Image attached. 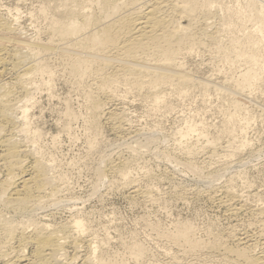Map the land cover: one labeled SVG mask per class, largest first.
Instances as JSON below:
<instances>
[{
    "label": "rangeland",
    "instance_id": "1",
    "mask_svg": "<svg viewBox=\"0 0 264 264\" xmlns=\"http://www.w3.org/2000/svg\"><path fill=\"white\" fill-rule=\"evenodd\" d=\"M58 3L59 0H0V18L11 23L17 33L20 31L17 35L27 39L32 49L48 53L51 19H41L39 11L48 8L52 18L58 12ZM241 3L242 0H216L212 8L216 17L208 21L213 24L210 29L228 21L220 7ZM255 28V23L254 26L248 24L243 31L248 34ZM223 32L220 36L226 39L229 34ZM260 45L259 53L264 57V43ZM213 48L214 45H207L191 52L183 51L176 71L177 77L187 81L177 87L162 86L165 101L157 107L146 96L147 92L122 85L116 92L117 98L107 103L106 108L121 114L120 123L102 119L97 134L91 128L90 110L84 97L89 78L77 83L57 53L47 54L49 72L38 81L34 79L35 84H27L32 97L18 84L16 74L8 67V76L5 74L3 80L9 81V86H16L10 88H15L12 93L16 91L12 103L19 102L14 104H17L14 107L17 115L21 112L18 108L29 100L27 116L31 127L27 135L18 131L12 135L37 151L39 155L35 156H41L49 165V176L59 186L32 216L7 211L1 204L3 213H0L8 219L12 215L9 220L14 218V222H24L27 232L33 231L25 221L31 217L53 227L75 218L82 219L89 228L83 238L92 242L97 238L98 255L121 264H221L225 254L208 249L214 239L221 237L223 244L231 247L233 241L229 235L235 232L240 238L248 236L254 242L264 227V217L258 216V209L264 207V81L238 85L235 80L246 71V66L229 67L216 57ZM239 95L245 104L242 101L236 110L231 100ZM242 124L246 127L244 132L239 127ZM188 127L194 131L182 138ZM229 127L235 130L229 133ZM36 133L38 139L33 143ZM201 133L207 139L197 137ZM242 140L247 147L233 153L230 144ZM188 149L194 152L191 158H188ZM31 158H27L28 164L35 160ZM117 161L132 164L130 169L126 166L131 173L129 181L109 172L111 165H118ZM110 162L113 163L110 165ZM2 169L0 167V181L5 177ZM134 188L139 195L132 196ZM140 191L147 196L140 195ZM145 191L153 195L149 197H154L151 200L155 202ZM230 191L235 194V205L244 207L240 208L241 213H229L215 198H224ZM212 200H216L215 203ZM182 225L193 228L194 240L202 244L199 249L191 250L173 240L177 227ZM80 246L79 252L71 248L66 252L69 258L78 257L76 264H81L90 253L85 243ZM135 247L143 250L138 262L131 256ZM30 251L26 253L28 257L32 254Z\"/></svg>",
    "mask_w": 264,
    "mask_h": 264
},
{
    "label": "bare ground",
    "instance_id": "2",
    "mask_svg": "<svg viewBox=\"0 0 264 264\" xmlns=\"http://www.w3.org/2000/svg\"><path fill=\"white\" fill-rule=\"evenodd\" d=\"M76 2L81 4L78 5ZM215 3L216 0H59L56 8L58 12L52 18L48 8L40 9L41 19H51L48 28L51 39L46 49L62 58L64 68L77 83L89 78V85L84 88V97L89 106V121L95 134L100 131L102 119L106 118L109 122L121 121L119 112L109 111L106 108L107 103L117 98L116 92L122 85H128L137 92H147L146 96L157 107L165 101L162 86L169 84L177 87L187 81L180 76L177 77L176 71L177 60L185 50L191 52L195 48L214 45L212 51L216 49L218 55L216 57H220L229 67L246 66V71L235 80L238 85L246 86L251 82L264 81V57L259 53L260 44L264 43V0H242L241 4L233 7H220L227 16L225 21H228L211 30L213 24L208 21L216 15L212 11ZM3 20L0 18V167L4 169L5 177L0 181V204L3 206L0 209L5 208L7 211L12 210L19 215L28 216L42 208L44 200L52 195L51 192L57 191L54 189L58 184L56 185L57 182L53 181L55 179L52 180L49 176V165L42 161L41 156L36 157L39 155L37 151H33L32 147L29 148L27 143L15 139L16 131L27 135L31 128L27 116L29 100L18 108L21 112L17 115L15 106L19 102L17 103V100L16 105L12 103L16 92L12 93L15 88L11 90L13 80L10 83L12 86H9V81L5 82L3 78L10 67V71L18 78V84L22 85L24 91L31 96L32 90L27 84L34 83V79L38 81L39 77L49 72L46 61L49 52L32 49L27 39L17 35L20 31L17 33L11 23ZM251 21L255 23L256 28L245 34L243 30L248 24L254 26ZM223 31L229 34L226 39L220 36ZM241 32L242 35H238ZM242 101L245 104L240 95L236 96L231 100V106L239 110ZM117 124L115 123L116 127ZM239 127L241 132H244L245 124ZM234 130L233 127L227 129L229 133ZM193 131V128H189L181 137L189 136ZM197 137L207 139L203 133ZM37 139L36 133L34 139L32 138L33 143H36ZM179 144L182 145L181 140ZM245 147L247 143L243 140L231 143L229 146L233 153L244 150ZM186 151L188 158L194 155L192 149ZM31 157H35V160H32V164L29 161L28 164L27 158ZM120 162L117 161L118 165H111L113 162H110L111 168L107 169L110 173L120 174L129 181L128 177L131 173H128L126 167L128 165L123 164L124 161L122 164ZM141 193L140 191V195H144ZM148 193L145 191V194ZM230 193L223 195L224 198L217 196L215 198L221 206L227 208L229 213L238 214L244 207L238 208L240 205L237 206L234 202L235 194ZM134 195H139L137 188L132 191V196ZM258 210L259 215H257L263 218L264 207ZM0 212L3 213L1 210ZM1 213L0 253H3L5 258L0 254L2 259L4 258L3 262L1 257L0 260L3 264H20L23 261L32 264H76L78 257L74 255L69 258L66 252L69 248L79 252L80 245L84 243L90 253L88 252L87 257L82 259L81 264H121L117 260L105 259L98 255L99 246L95 242L96 237L93 242L83 238L89 228L82 219L75 218L65 225L53 227L54 225L38 223L31 217L25 221L33 231L27 232L28 227L27 229L24 227V222L18 221V223L16 219V222L12 221L15 215L9 220L12 215L8 219ZM34 216H37L36 213ZM238 235H235V232L229 235L233 241L231 247L224 245L221 237V239L217 237L209 247H206L225 254L226 257L221 264H264V227L261 228L254 242L253 240L251 242L248 236L244 239ZM172 237L175 242L182 243L191 250H197L202 245L194 240L193 228L190 225L178 226L176 234ZM29 249L32 251L30 257L26 254ZM131 256L136 262L140 261L143 256L142 248L135 247Z\"/></svg>",
    "mask_w": 264,
    "mask_h": 264
}]
</instances>
